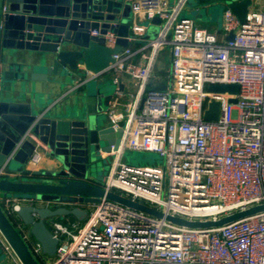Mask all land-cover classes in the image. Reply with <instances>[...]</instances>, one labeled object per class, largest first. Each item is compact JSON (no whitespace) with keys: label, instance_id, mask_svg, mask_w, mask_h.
<instances>
[{"label":"built area","instance_id":"2783aa9c","mask_svg":"<svg viewBox=\"0 0 264 264\" xmlns=\"http://www.w3.org/2000/svg\"><path fill=\"white\" fill-rule=\"evenodd\" d=\"M128 3V46L113 55L104 73L84 71L69 91L109 75L115 89L103 115L114 131L121 130V136L115 151L111 147L109 153H100L101 160L109 163L100 187L163 216L105 199L78 205L88 212L81 227L51 222L59 241L51 264H264V210L211 228H188L166 219L217 221L264 205V0L262 7L248 10L243 24L226 8L221 38L181 17L188 0ZM155 17L160 20L157 35L144 40ZM230 33H234L232 41L227 40ZM90 35L115 46L117 37L109 30ZM166 46L164 89L150 88ZM137 55L139 62L134 61ZM123 76L136 87L126 105L119 88ZM216 85H237L239 90L236 95L208 90ZM211 102L218 103V115L205 120ZM125 151L156 153L165 165H128L123 161ZM40 160L41 154L34 151L28 166L35 168ZM5 168V164L0 167V177L6 175ZM2 205L10 215L18 209L10 199ZM22 238L39 259L40 245L27 234ZM0 247L7 264H22L1 234Z\"/></svg>","mask_w":264,"mask_h":264},{"label":"water","instance_id":"95a60500","mask_svg":"<svg viewBox=\"0 0 264 264\" xmlns=\"http://www.w3.org/2000/svg\"><path fill=\"white\" fill-rule=\"evenodd\" d=\"M128 1L133 0H0V167L6 165V175L0 177V234L22 264H40L22 235L37 242L42 254L56 257L59 241L48 222L64 218L84 221L88 212L78 205L105 199L154 217L163 216L100 187V153H109L111 147L115 151L121 136V130L114 131L103 115L115 86L69 91L84 71L104 73L113 55L128 46ZM224 4L240 24L245 22L250 0H225ZM159 24L160 20L153 18L143 39L155 38ZM107 30L117 37L112 48L102 38L90 35ZM233 37L230 33L227 40ZM40 84L59 88L63 95L44 108L45 89ZM208 90L236 95L239 88L216 85ZM218 106L211 102L204 119L215 120ZM34 151L50 161L45 170L27 168ZM5 199L18 205L12 215L3 208ZM263 210L264 205H259L217 221L166 219L188 228H211Z\"/></svg>","mask_w":264,"mask_h":264},{"label":"crops","instance_id":"0c3cea01","mask_svg":"<svg viewBox=\"0 0 264 264\" xmlns=\"http://www.w3.org/2000/svg\"><path fill=\"white\" fill-rule=\"evenodd\" d=\"M175 0H169V2H173ZM198 3H201V5L199 4V6L201 7V9L204 10V15L198 20L195 21V23L199 26L202 27L212 33H216L220 36V28H221V18H222V14L224 12V10L227 8L226 5L224 4L225 0H196ZM251 4L249 6V10L250 9H258L260 7L263 6V4H261V0H250ZM196 2V3H197ZM128 23L131 26V15L130 18L128 20ZM168 53V52H167ZM135 62H139V56L137 55L134 59ZM157 67V66H156ZM156 67L154 69V73H153V83L152 86H156L160 83H163V79L164 77L167 75V71H168V66L167 68L162 71V72H158L156 73ZM160 74V75H159ZM74 83L76 82V79L73 80ZM98 83L96 88L99 87H104L106 85L112 84V81L109 77V75H102L101 77H99V79L96 81ZM41 86L44 87V99L42 102V106L44 108H48L52 103L56 102L62 95H61V89L59 88H55L54 90H52L50 87H45L44 85L40 84ZM63 87H65L66 85H62ZM71 87V86H70ZM119 88L121 91H123V98L121 100L122 104H129L131 103L132 99L130 98V94L134 93L136 90L135 87V83L132 79L123 76L121 78V84L119 85ZM69 103L71 102L68 101ZM67 104V103H66ZM124 105V106H125ZM121 110L123 111V106L120 107ZM105 122L107 123V120L105 119ZM41 154V160L39 162V164L35 167H29L27 165V168L32 169V170H45L47 167V163L50 162L46 157L43 156L42 153ZM10 177H13V173L9 174ZM60 221L63 222H69L72 224H76L77 222L72 221L70 218H64L61 219ZM52 221H50L49 228L50 230H52ZM39 260L41 261V263L43 262L40 258ZM0 264H5L4 262L0 263Z\"/></svg>","mask_w":264,"mask_h":264},{"label":"rangeland","instance_id":"374dc122","mask_svg":"<svg viewBox=\"0 0 264 264\" xmlns=\"http://www.w3.org/2000/svg\"><path fill=\"white\" fill-rule=\"evenodd\" d=\"M196 0H188V3L184 7L183 11L181 12V17H186L191 20L198 21L203 15L204 10L201 9L199 4L196 3ZM168 49L169 46H166V48L159 54V59L156 64V73H160L164 71L168 64H169V58H168ZM160 75V74H159ZM98 83L96 81H89L86 83L87 89L89 91H95ZM123 161L126 162L128 165L132 166H145V165H154V166H161L163 167L165 165V160L160 157L156 153H146V152H138V151H125L123 155ZM109 163L108 161H99V164L97 166V177L98 179L102 178L108 171ZM88 211H92V207L87 208ZM72 221L74 219L70 218ZM76 222V221H75ZM85 221L77 222L78 226L81 227L84 224ZM50 224V221L48 222ZM49 226V225H48ZM51 227V226H50ZM40 259L43 261V264H51L55 260L54 257H48L42 253H40ZM4 262L5 264L8 263V259L6 254L3 252V250L0 247V263Z\"/></svg>","mask_w":264,"mask_h":264},{"label":"trees","instance_id":"16d2710c","mask_svg":"<svg viewBox=\"0 0 264 264\" xmlns=\"http://www.w3.org/2000/svg\"><path fill=\"white\" fill-rule=\"evenodd\" d=\"M150 88H155L157 90H163L164 89V83H160L154 87L150 86ZM37 261H39V259L37 258ZM40 262V261H39Z\"/></svg>","mask_w":264,"mask_h":264}]
</instances>
